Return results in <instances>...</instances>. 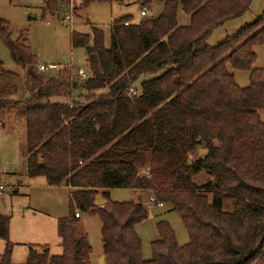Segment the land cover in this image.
<instances>
[{
  "label": "trees",
  "instance_id": "1",
  "mask_svg": "<svg viewBox=\"0 0 264 264\" xmlns=\"http://www.w3.org/2000/svg\"><path fill=\"white\" fill-rule=\"evenodd\" d=\"M94 1L112 0H81L80 7ZM135 1L140 10L152 7V0ZM250 1L164 0L156 15L114 20L108 47L92 28L88 76L78 83H67L63 70L49 79L26 71L24 173L48 186H68L69 194L68 212L56 221L61 253L28 247L20 264H91L73 208L99 215L104 264H264V68H250L253 46L264 45V9L216 46L204 42ZM63 2L45 0L42 11L52 14ZM178 6L188 25L177 24ZM4 25L0 19V34ZM87 38L72 36V46H84ZM7 45L14 62L33 65L30 53ZM228 66L248 71L246 87L235 83ZM16 88L0 86V110L13 102ZM64 88L82 89L85 100H59ZM199 145L204 154L188 160ZM201 171L210 179L197 185L193 176ZM112 188L146 192L174 210L188 242L178 246L168 224L158 221L151 256L142 258L134 226L146 213L132 201L110 202ZM97 195L102 206L93 204ZM7 232L8 217L0 214V264H13Z\"/></svg>",
  "mask_w": 264,
  "mask_h": 264
},
{
  "label": "rangeland",
  "instance_id": "2",
  "mask_svg": "<svg viewBox=\"0 0 264 264\" xmlns=\"http://www.w3.org/2000/svg\"><path fill=\"white\" fill-rule=\"evenodd\" d=\"M163 2L164 0H152L154 9L147 10L142 17L156 15ZM41 4L42 0H0V19L5 22L4 33L0 34V66L5 74L0 75V86H12L8 76L18 79L16 92L10 97L13 102L0 110V214L8 217L7 240L11 244L9 259L13 264L25 261L28 247L37 251L47 248L48 254L59 255L61 247L56 234V221L68 212L69 191L66 187L48 186L43 177L30 178L24 173L25 121L21 103L30 91L26 71L29 69L33 73L37 72L43 79L58 78L62 70L65 72L62 77H68L70 70L77 68L88 72L85 47L92 44L91 29L101 32L102 43L104 47H108L110 25L114 20L126 17L135 22L142 18L139 15L140 7L135 0L94 1L85 8L80 7L78 3L72 10L69 23L61 17L68 9L65 2L58 4L52 14L44 13L40 8ZM263 9L264 0H251L241 15L211 29L204 41L205 44L216 46L221 43L227 36L235 34L245 24L253 21ZM176 22L180 26L189 23L188 16L179 6L176 9ZM75 35L88 37L86 44L72 46L71 37ZM7 40L18 44L25 53H30L33 65L25 63L21 66L14 62ZM252 51L255 59L250 68H264V45H255ZM38 64L43 66L54 64L57 68L39 71L36 69ZM227 70L233 75L239 87L248 85V71L232 69L229 66ZM145 77L141 76L138 80ZM68 89L64 88L65 95L60 96L59 100L63 102L85 100L82 89L71 91ZM259 116L264 121V110L259 111ZM204 152L205 149L201 145L196 146L188 160L201 157ZM141 172L143 171L139 169V173ZM209 179L203 171L193 176V181L197 185L204 184ZM200 192L210 199L209 193L203 190ZM135 193L140 194L137 202H134V196L129 189L125 188L109 189L107 198L115 203L132 201L136 205V210L146 213V218L134 226L142 258L148 259L151 256V242L157 237L155 225L158 221H165L168 224L178 246L188 242L187 232L174 210L166 205L162 207L155 203L147 205L146 192ZM75 209L77 208H73V211ZM77 210L79 211L77 226L84 231L87 239H90L88 262L97 264L98 256L101 254L100 217L96 212ZM3 249L4 240L0 239V255ZM101 255L104 264V255Z\"/></svg>",
  "mask_w": 264,
  "mask_h": 264
},
{
  "label": "built area",
  "instance_id": "3",
  "mask_svg": "<svg viewBox=\"0 0 264 264\" xmlns=\"http://www.w3.org/2000/svg\"><path fill=\"white\" fill-rule=\"evenodd\" d=\"M79 4H81V0H67L66 2V5H67V11H64L61 15V17L67 21L68 23L70 22V19H71V13H72V10L75 9V7ZM146 14V11L145 9H142V10H139V15L140 16H144ZM123 24H127V22H124ZM57 66L54 65V64H48L47 66H43L41 64H38L36 66V69L39 70V71H44L46 69H56ZM88 76V72L84 71L83 69L81 68H77L76 70H70V74L68 77H66L65 81L67 83H71L72 81H82L84 79H86ZM74 78V79H73ZM129 93L130 94H136V90H134L133 88H129ZM151 203H154V198L152 196H148L147 197V205L148 204H151ZM157 204L158 206H161V203L157 202L155 203ZM73 217L74 218H78L79 217V211L77 209H75L73 211Z\"/></svg>",
  "mask_w": 264,
  "mask_h": 264
},
{
  "label": "water",
  "instance_id": "4",
  "mask_svg": "<svg viewBox=\"0 0 264 264\" xmlns=\"http://www.w3.org/2000/svg\"><path fill=\"white\" fill-rule=\"evenodd\" d=\"M10 82L13 84V85H17L18 84V79L15 78L14 76H11L10 78ZM139 200V194H137L134 198V202H137ZM105 201L100 198V196H95L94 198V204H103ZM88 242H90V239H88ZM97 264H103V256L99 257L98 261H97Z\"/></svg>",
  "mask_w": 264,
  "mask_h": 264
},
{
  "label": "crops",
  "instance_id": "5",
  "mask_svg": "<svg viewBox=\"0 0 264 264\" xmlns=\"http://www.w3.org/2000/svg\"><path fill=\"white\" fill-rule=\"evenodd\" d=\"M44 1H45V0H42V4H41L42 6L40 7L41 10H42V7H43V4H44ZM64 1L66 2L67 0H64ZM152 9H154V6H153V5H152V7H151V10H152ZM203 151H204V150L202 149V152H203ZM17 181L20 182L19 180H17ZM58 187H66V188L68 189V191H69V187H68V186H65V185H58ZM129 191H130V192L132 193V195L134 196V197H133V200H134V198H135V196H136L137 194L135 193L134 190H130V189H129ZM139 199H140V194H139ZM160 207H161V206H160ZM0 212H1V211H0ZM63 216H64V215H63ZM78 218H79V217H78ZM78 218H77V219H78ZM57 238H58V237H57ZM58 239H59V238H58ZM101 254H102V252H101ZM101 254H100L98 257L102 256ZM13 261H14V260H13ZM14 262H15V261H14Z\"/></svg>",
  "mask_w": 264,
  "mask_h": 264
}]
</instances>
